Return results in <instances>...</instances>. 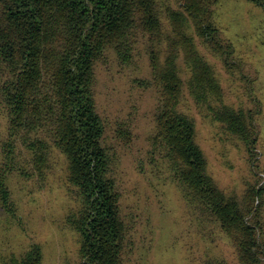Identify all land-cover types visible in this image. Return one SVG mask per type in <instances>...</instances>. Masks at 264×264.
I'll return each mask as SVG.
<instances>
[{
  "label": "trees",
  "instance_id": "16d2710c",
  "mask_svg": "<svg viewBox=\"0 0 264 264\" xmlns=\"http://www.w3.org/2000/svg\"><path fill=\"white\" fill-rule=\"evenodd\" d=\"M264 11V0H248ZM216 0H0V208L16 214L9 179L41 175L56 153L77 206L65 214L79 264H127L121 193L104 145L95 64L145 57L143 85L155 91L150 141L188 210L233 248L237 264H264V185L248 182L241 198L208 172L196 123L182 110L184 89L196 107L240 139L251 154L253 114L224 101L220 79L198 44L228 66L233 48L215 24ZM185 74V78L182 74ZM127 222V221H126ZM32 243L3 264H42Z\"/></svg>",
  "mask_w": 264,
  "mask_h": 264
},
{
  "label": "rangeland",
  "instance_id": "374dc122",
  "mask_svg": "<svg viewBox=\"0 0 264 264\" xmlns=\"http://www.w3.org/2000/svg\"><path fill=\"white\" fill-rule=\"evenodd\" d=\"M177 8L178 0H158ZM215 24L233 48L228 66L203 45L200 52L214 67L225 103L253 114L254 151L196 107L184 89L182 110L196 123L197 141L208 172L221 189L240 199L248 182L264 185V11L248 0H216ZM145 57L121 63L114 55L95 64L96 101L105 122L104 145L111 174L121 193L127 228V264H237L223 235L188 210L170 179L168 165L153 147L155 91ZM185 78V74H182ZM7 134L0 113V152ZM64 158L56 153L41 175L13 173L9 179L16 214L0 208V264L19 256L32 243L43 250L42 264H79L76 234L65 214L77 198L65 180Z\"/></svg>",
  "mask_w": 264,
  "mask_h": 264
}]
</instances>
